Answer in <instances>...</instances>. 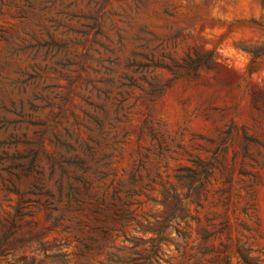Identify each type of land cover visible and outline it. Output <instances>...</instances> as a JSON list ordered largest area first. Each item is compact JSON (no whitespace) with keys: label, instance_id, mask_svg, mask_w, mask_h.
I'll use <instances>...</instances> for the list:
<instances>
[{"label":"rangeland","instance_id":"1","mask_svg":"<svg viewBox=\"0 0 264 264\" xmlns=\"http://www.w3.org/2000/svg\"><path fill=\"white\" fill-rule=\"evenodd\" d=\"M2 1L0 264H264V0Z\"/></svg>","mask_w":264,"mask_h":264},{"label":"trees","instance_id":"2","mask_svg":"<svg viewBox=\"0 0 264 264\" xmlns=\"http://www.w3.org/2000/svg\"><path fill=\"white\" fill-rule=\"evenodd\" d=\"M12 1H14V0H12ZM25 1H27V0H25ZM2 3H3V1L0 0V4H2ZM37 154H38V151L35 150L33 152V156L31 158V162H30V166L32 167V169L34 168L35 161L37 159ZM80 163L82 164L83 162H80ZM56 164L59 165V167L61 168L63 173L66 172L65 166L56 162V159H54V162H52V164H51V175L53 173L54 166ZM37 172L39 174L42 173V171L39 169L37 170ZM76 179H78V178H76ZM56 182L58 184L59 193L60 194L65 193V196L67 197L68 202H71V200H73V199L77 200V194H79V190L77 187H75L73 184H69L67 187H65L63 184L62 178L57 179ZM8 189L11 191H15L16 193H18L20 195V200H19V203L16 207V215H18V216L30 214V212H25L23 209L30 202L38 203L41 206H43L44 208H47L49 210L56 211L58 209L54 200H53L54 194L52 193V191L49 188H47V186L44 184V182L41 178H36V180L31 184L30 188H28L27 190H25L23 192H21L15 186L14 182L12 183V187L10 186V187H8ZM116 194H117V192H115V195ZM27 195H30V196L26 197ZM40 195H44L46 197L44 201L40 200V198L38 197ZM31 196H34L35 198H32ZM100 202L102 205L105 204L104 197L100 198ZM102 210L106 211V213L104 214L103 218L97 217V221L116 222V221H122V220L127 219V214H126L125 210L119 208L117 203H112L108 209L107 208H104V209L94 208L93 212L100 215L102 212H104ZM108 210H110L111 213L108 212ZM60 218H62V217L60 216L59 218H57V220ZM16 228H17V224H16L15 220L13 219L11 221L10 227L0 237V255L3 254L8 249L7 238L15 233ZM98 230H100L103 233V235L106 236L111 231H113L114 228L112 226L103 225V224H99V225L93 227L92 228V235H90L88 237L89 241L83 242V244L85 245L86 248H91L92 245L97 241L96 233ZM244 260H245L246 264H253L251 262V260H249L246 257H244Z\"/></svg>","mask_w":264,"mask_h":264}]
</instances>
